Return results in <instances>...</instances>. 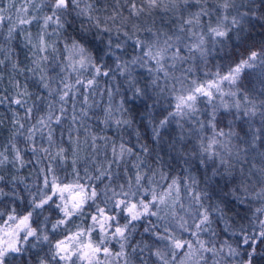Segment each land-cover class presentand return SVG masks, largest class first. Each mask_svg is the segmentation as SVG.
I'll use <instances>...</instances> for the list:
<instances>
[{
    "label": "snow or ice",
    "instance_id": "obj_1",
    "mask_svg": "<svg viewBox=\"0 0 264 264\" xmlns=\"http://www.w3.org/2000/svg\"><path fill=\"white\" fill-rule=\"evenodd\" d=\"M161 8L171 13L170 32L151 19ZM5 22L6 40L19 30L31 52L27 69L16 61L12 68L31 73L43 92L34 95L17 80L14 96H0V104L23 110L13 112L0 169L26 167L33 162L27 152L39 165L32 184L13 178L8 192L0 186V200L13 201L0 212V264H264V41L245 49L226 71L216 65L204 71L205 79L197 77L210 55L230 50L233 40L239 48L257 24L264 29V0L259 6L253 0H112L111 6L107 0H21L19 7L16 0H0V27ZM34 22L35 40L24 27ZM69 28L78 29L79 38L63 42L60 60L57 45ZM0 52L2 66L12 50ZM53 61L63 73L55 85ZM249 77L256 82L251 88L244 83ZM137 118L153 144L165 149L164 156L154 151V167L144 158L149 148L140 143ZM93 123L114 129L117 138L93 131ZM129 128L138 148L119 135ZM81 129L91 150L83 175ZM58 134L61 141L67 135L69 148L57 143ZM69 157L73 180L61 181L54 164ZM121 168L127 183L114 186ZM184 201L186 213L177 217L174 209ZM16 202L26 206L22 214ZM166 209L173 210L167 222ZM86 213L90 226L71 231L72 217ZM141 222L151 244L133 241ZM59 230L63 238H54Z\"/></svg>",
    "mask_w": 264,
    "mask_h": 264
},
{
    "label": "trees",
    "instance_id": "obj_2",
    "mask_svg": "<svg viewBox=\"0 0 264 264\" xmlns=\"http://www.w3.org/2000/svg\"><path fill=\"white\" fill-rule=\"evenodd\" d=\"M21 0H16L17 7H19ZM100 2L103 4L105 0H100ZM253 2L259 6L261 3V0H253ZM8 0H4V4L7 5ZM107 3L109 6L112 5V0H107ZM46 11V9H45ZM42 14V13H41ZM126 14V13H125ZM5 15H12L13 16V21L15 22L16 16L13 12H7ZM152 20L155 21L156 27H163L165 31H171V21H172V16L171 13H166L162 8L159 10H155L152 14L151 17ZM255 24V21L253 22ZM32 35V38L35 40L37 33L39 32V26L34 22L32 25H27L24 26ZM7 29L8 25L7 22H5V25L3 27H0V47L4 48L5 50H12V58L11 59H5L4 65L0 66V96L7 95L8 97H12L15 95L16 89L13 87L14 81H20L22 84L27 83L28 89L30 92H32L34 95L37 92H43L42 89L39 88L38 83L35 79V77L32 76L31 73H25V74H20L19 72L15 71L12 68V63L13 61L18 62L22 67L27 69L30 66L31 62V52H30V47L26 46L25 44V33L20 32L17 30L16 33H14V38L12 40H6L7 37ZM251 33H252V38L248 39L246 43H243L240 45L239 48H236L235 45L237 41L233 40L231 49L230 50H225V52L221 53H215L209 56L208 62L205 66L201 67V70L197 72V77L198 79H205L204 76V71H208L209 73L215 71L216 65L220 66V70L226 71L227 70V65L228 63H231L232 60L236 59L238 55L242 52H244L245 49L255 47L259 48L261 41H264V29H262L258 24L256 25L255 28H251ZM141 35H145L144 33H141ZM72 38H79V31L78 29H73L69 28L67 32L64 34V36L61 38V42L57 45V47L60 49L59 52V57L60 60L64 59V49H63V42L66 40L70 43ZM49 39H55V36L50 37ZM129 51H131V48H129ZM231 57V59H229ZM5 58V52H0V59ZM111 63V61H109ZM59 63L57 61H53L52 64L49 65V74L54 77V85L55 82L59 80L60 76L63 75V73H60L59 71ZM138 72H143L144 70H137ZM88 74H85V78L87 77ZM70 79H74L73 77H70ZM106 78H101V84H104ZM249 80H251V77L245 79L244 83L245 86L251 88L256 82L255 80H252L251 83H249ZM107 86V85H105ZM107 97L105 96V102H106ZM79 106V105H78ZM18 110L21 115H23V110L22 109H17V106L12 104L9 105L7 103L5 104H0V150H3L5 147L8 146L10 139L12 137V132L14 129V125L12 123L13 121V112ZM97 112H99V109H96ZM40 115L44 114V109L41 108L39 110ZM37 115V112L34 111L33 114V120L28 122L32 123L35 121V117ZM92 123V122H89ZM27 126V124H26ZM187 127V126H186ZM219 127L223 128L224 131H228L227 127V120L221 119L219 123ZM136 128L139 129L140 132V143L141 144H146L149 148V152L144 155V158L153 165L155 166L154 163V151L160 152L162 156L165 155V149L163 146H158L153 144L152 138H151V133L150 130L147 129L146 125L141 124L139 122V118H137V123H136ZM92 129L93 131L107 135L108 137L112 139L117 138V133L115 132L114 129H109L107 131H102L101 127L98 126L97 124H92ZM236 131H239V128L236 129ZM176 132L175 127L172 129V134L174 135ZM123 137V141L128 144L129 146H137L138 148V142H137V137L135 135V130L132 128L127 129L126 131H123L120 133ZM87 139L86 135L83 132V129H81V135H80V143H79V156H80V161L78 163V168L81 169V174L83 175V169L85 167V158L91 156V150H90V140L88 143H85V140ZM165 139H170L169 136L166 135ZM16 143L18 144L19 147L23 148L24 144L20 140V138L16 139ZM57 143H62L65 148H69L68 140H67V135L64 136L63 141L59 140V134L57 135ZM99 143V141H98ZM43 144L45 147H47V141H43ZM191 147V146H189ZM53 151H55V148H53ZM9 155H11V152L9 150ZM25 158L28 160H32V163H29L26 167L20 169L17 171L16 169L12 168L11 165H8L4 167L3 169H0V174H3L5 177V183L3 185L5 192H8L9 189L12 187L8 181H11L13 178H16L17 180H24L28 184H32L33 182L37 181V176H38V171H39V165L35 163V160L32 156L31 152L25 153ZM104 159L103 156H100L98 158V162H102ZM132 161L134 162V158H131ZM165 159L167 160L168 157L165 156ZM54 167L56 168V174L58 175L59 179L61 181H66V182H71L73 180V169L71 166V158L69 157V160L61 165L59 161H57L54 164ZM89 169L91 170V165H88ZM179 169H176V172H178ZM174 174V173H170ZM128 175H134V171L131 168V164L128 165ZM159 179V177H157ZM123 183L126 184L127 180L125 177V173L123 168L120 169L119 171V179L115 180V184ZM24 185L19 184L18 186V191L20 189H23ZM99 187V185H98ZM184 208H181L179 204L176 205L174 211L178 216L185 215L186 209H187V203L184 201ZM13 206V201L10 197H4L2 200H0V212H6L10 207ZM16 211L18 213H23L25 211V205L20 204L19 202L15 203ZM167 215L165 216V222L172 220V215L171 212L173 210L171 209H166L165 210ZM233 213L230 212L229 215H232ZM90 213H86L82 218H78L77 216H73L72 219L69 221L70 225V230L71 231H76L77 226L87 229L91 221L88 218ZM58 216V213L56 210H53L51 213V218L54 221ZM5 217H0V223L3 222V219ZM187 218V216H185ZM155 219V218H153ZM74 222V223H73ZM121 223H123V220H121ZM217 231L219 232L220 228L222 225L219 223L217 224ZM97 232H94V235L92 237L93 240L97 239ZM64 232L63 230H59L56 234H54V238H63ZM221 236H223V233H221ZM141 240L151 244L153 242V238L148 236L143 232V224L142 222L138 225L137 232L133 236V241L134 242H140ZM113 250H118V245L113 244L112 245ZM151 264V261L149 262Z\"/></svg>",
    "mask_w": 264,
    "mask_h": 264
},
{
    "label": "rangeland",
    "instance_id": "obj_3",
    "mask_svg": "<svg viewBox=\"0 0 264 264\" xmlns=\"http://www.w3.org/2000/svg\"><path fill=\"white\" fill-rule=\"evenodd\" d=\"M93 235H94V232H92V234H91V237H93ZM97 238H98V234H97V236H96Z\"/></svg>",
    "mask_w": 264,
    "mask_h": 264
}]
</instances>
